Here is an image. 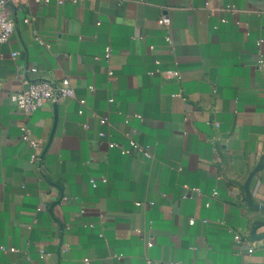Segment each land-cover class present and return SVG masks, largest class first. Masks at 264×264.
Returning a JSON list of instances; mask_svg holds the SVG:
<instances>
[{
	"label": "crops",
	"instance_id": "obj_1",
	"mask_svg": "<svg viewBox=\"0 0 264 264\" xmlns=\"http://www.w3.org/2000/svg\"><path fill=\"white\" fill-rule=\"evenodd\" d=\"M263 9L26 0L0 43V264H264ZM37 76L68 77L75 96L24 117L9 95ZM131 128L152 158L113 144Z\"/></svg>",
	"mask_w": 264,
	"mask_h": 264
},
{
	"label": "built area",
	"instance_id": "obj_2",
	"mask_svg": "<svg viewBox=\"0 0 264 264\" xmlns=\"http://www.w3.org/2000/svg\"><path fill=\"white\" fill-rule=\"evenodd\" d=\"M51 0H34V2L39 4H46L49 3ZM56 3H64L67 1L70 2H77L80 0H53ZM26 3V0H0V43H4L8 41L9 37L11 36L12 32L15 28V21L13 18V13L17 9H21L24 7ZM205 7H208V3H205ZM230 8V7H229ZM210 13L213 12L211 8H209ZM264 11V9H263ZM29 19H32V17H26L24 18V22H28ZM158 22L160 25H163L167 27L169 25V17L164 14L159 19ZM35 39L46 45L49 46L48 42H46L44 39H42L40 36H36ZM261 39L257 41V45L260 46ZM110 47H106L105 51V58L108 59L110 55ZM13 55L16 54V52L12 53ZM259 63L261 65H264V62L259 60ZM30 71L36 72L37 68L35 66L30 67ZM108 74L112 75L113 71L112 69L108 68ZM75 96V91L73 84L71 80L68 77H62L61 79H51L47 77H33L30 80L26 82V85L22 87L19 90L13 91L10 93L9 98L11 103L18 109L24 117H27L28 115L32 114L36 110L44 107L48 103H58L66 98H71ZM83 99H80V102H83ZM113 98H109V102H112ZM136 116H139L136 114ZM101 123L107 122L106 116H100L99 117ZM127 119L124 120L125 123H127ZM137 130L135 128L124 130L123 134L128 140L129 147H123L117 143H113L114 145L119 146V149L122 153L128 154L131 151H135L140 153L146 158H152L153 152L150 149L149 145L141 144L138 142L134 136L136 134ZM100 135H103L102 132L99 133ZM20 138L22 141L28 143L30 147L32 148V152L30 154V160L32 162H36L37 159H40L42 155L40 154V148L42 143L40 140L35 137L31 131V129L27 126V124H23L21 126V135ZM101 181H106V178L102 176ZM90 182L93 186H96L97 182L94 178L90 179ZM188 191L184 194V197L186 196H192L193 192H198L199 189L196 187H187ZM67 199V195L61 194L57 197V200L62 202ZM42 208V205H38L37 210H40ZM83 211V209H82ZM195 222V219L192 217L188 220L189 224H193ZM236 244L241 243V237L238 233H235L234 235ZM148 245H152L153 239L150 237L148 239ZM68 248V245L66 243L60 244V251H66ZM11 250H14L13 247L10 248ZM40 253L43 254L44 250L40 248ZM147 262H151L149 259ZM83 264H88V259H83ZM163 264H180L177 261H170V262H164Z\"/></svg>",
	"mask_w": 264,
	"mask_h": 264
},
{
	"label": "water",
	"instance_id": "obj_3",
	"mask_svg": "<svg viewBox=\"0 0 264 264\" xmlns=\"http://www.w3.org/2000/svg\"><path fill=\"white\" fill-rule=\"evenodd\" d=\"M246 199H247V201H250V195L248 192H246Z\"/></svg>",
	"mask_w": 264,
	"mask_h": 264
}]
</instances>
